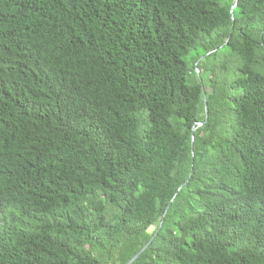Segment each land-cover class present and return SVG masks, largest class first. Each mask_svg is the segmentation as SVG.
Returning <instances> with one entry per match:
<instances>
[{
  "label": "trees",
  "instance_id": "16d2710c",
  "mask_svg": "<svg viewBox=\"0 0 264 264\" xmlns=\"http://www.w3.org/2000/svg\"><path fill=\"white\" fill-rule=\"evenodd\" d=\"M233 4L0 0V264H127L161 222L132 264H264V0Z\"/></svg>",
  "mask_w": 264,
  "mask_h": 264
},
{
  "label": "water",
  "instance_id": "95a60500",
  "mask_svg": "<svg viewBox=\"0 0 264 264\" xmlns=\"http://www.w3.org/2000/svg\"><path fill=\"white\" fill-rule=\"evenodd\" d=\"M237 4H238V0H234V4L232 5L231 10H233L237 6ZM203 95H204V101H205V91L204 90H203ZM205 116H206V120H207L208 119V107H207L206 101H205ZM202 124L203 123H199L198 125L202 126ZM162 224H163V222H161V224L159 225L157 231L155 232L154 236L150 239V241L132 259H130V261L127 264H132L148 248V246L151 244L153 239L159 233V230L161 229Z\"/></svg>",
  "mask_w": 264,
  "mask_h": 264
},
{
  "label": "rangeland",
  "instance_id": "374dc122",
  "mask_svg": "<svg viewBox=\"0 0 264 264\" xmlns=\"http://www.w3.org/2000/svg\"><path fill=\"white\" fill-rule=\"evenodd\" d=\"M232 0H222V3L223 4H228V3H230ZM234 1V0H233ZM194 53H192V54H189V56H188V60L191 58V56L193 55ZM223 56H226V53H225V55L223 54ZM223 56H221L220 58H219V60L218 61H222L223 59H224V57ZM228 59V65H231V66H233L234 64H232V63H234V59L233 58H227ZM230 66V73H232L233 72V70H235V67H231ZM196 72L199 74L200 72H201V70L200 69H196ZM205 80V79H204ZM155 229V227H151L150 229H149V233H152L153 232V230Z\"/></svg>",
  "mask_w": 264,
  "mask_h": 264
}]
</instances>
